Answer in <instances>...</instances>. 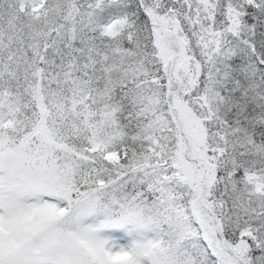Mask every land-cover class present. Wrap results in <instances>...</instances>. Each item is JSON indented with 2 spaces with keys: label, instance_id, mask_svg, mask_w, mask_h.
Segmentation results:
<instances>
[{
  "label": "snow or ice",
  "instance_id": "1",
  "mask_svg": "<svg viewBox=\"0 0 264 264\" xmlns=\"http://www.w3.org/2000/svg\"><path fill=\"white\" fill-rule=\"evenodd\" d=\"M0 264H264V0H0Z\"/></svg>",
  "mask_w": 264,
  "mask_h": 264
}]
</instances>
